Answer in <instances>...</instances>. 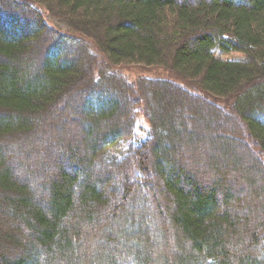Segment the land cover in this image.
<instances>
[{"label": "trees", "instance_id": "1", "mask_svg": "<svg viewBox=\"0 0 264 264\" xmlns=\"http://www.w3.org/2000/svg\"><path fill=\"white\" fill-rule=\"evenodd\" d=\"M0 264H264V0H0Z\"/></svg>", "mask_w": 264, "mask_h": 264}, {"label": "rangeland", "instance_id": "2", "mask_svg": "<svg viewBox=\"0 0 264 264\" xmlns=\"http://www.w3.org/2000/svg\"><path fill=\"white\" fill-rule=\"evenodd\" d=\"M65 24H66L65 21L63 22L62 19L58 18V20L56 19L53 22V24H51V25H53V27L56 30H58L59 32H61V33L64 32V33H66V34H68L70 36H79V35H76L73 32V30H71V28L68 25L66 26ZM240 56H241L240 54L224 55L225 58L226 57H228V58H237V57H240ZM114 72H116V71H114ZM106 74H109L108 71H107ZM120 75L126 77L127 80L130 83L132 82V84H134V85L137 84L139 79H141V78H148V77L155 78L156 77V78H159V79H166L168 77V74L161 67H145V66H136V65H128V66L123 67L122 70L120 71ZM203 106L200 105L198 107L202 108ZM66 108H67V111H68L69 108H70L69 103L67 104ZM204 115H206V116H208L210 118H214V119L217 118L216 121H218V122H221V123L223 122L222 117L217 116L212 110L209 111L208 109H205V114ZM139 119H140L139 120L140 124H142L143 126H146V127L148 126V123H147V121L145 120V118L143 116H141ZM232 122L233 123H231V124L232 125L235 124L234 127L236 128V130L234 132L232 131L230 133V135L231 136H236V138H241L242 140H244L245 141V145H246V150H248L250 153L253 154L254 152L255 153L259 152V149H258V147L256 145H254L253 143L251 145V140L250 139H247V141L249 140L250 144H249V142L248 143L246 142L245 139L248 138L246 130L244 128H242L241 124L239 125L238 120H237V122L235 120H233ZM232 125H231V127H233ZM56 131L57 132H55V134H54L55 137L60 133V129H56ZM242 150H243L242 148H239L238 152H240V154H241V153L244 152ZM19 155H20V157H21V155L23 157V152L20 153ZM11 160H13V163H18V158L17 157L13 158ZM239 179H240V176H239Z\"/></svg>", "mask_w": 264, "mask_h": 264}]
</instances>
